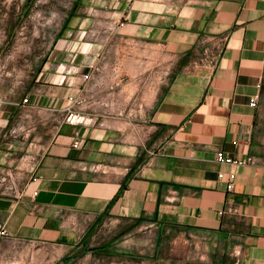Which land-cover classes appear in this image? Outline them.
<instances>
[{
    "label": "crops",
    "instance_id": "0c3cea01",
    "mask_svg": "<svg viewBox=\"0 0 264 264\" xmlns=\"http://www.w3.org/2000/svg\"><path fill=\"white\" fill-rule=\"evenodd\" d=\"M55 35L40 55L0 53V65L34 68L0 78V176L27 184L21 198L0 193V264H264V0H76ZM150 47L211 52L193 100L133 91ZM92 63L118 65L125 114L65 123ZM219 150L257 164L220 163Z\"/></svg>",
    "mask_w": 264,
    "mask_h": 264
},
{
    "label": "rangeland",
    "instance_id": "374dc122",
    "mask_svg": "<svg viewBox=\"0 0 264 264\" xmlns=\"http://www.w3.org/2000/svg\"><path fill=\"white\" fill-rule=\"evenodd\" d=\"M75 3L76 0H0V53L4 58L13 54L26 59L29 55H40L44 48L53 43L57 29H60L61 24L68 19ZM142 52L146 51L137 48L133 54L136 53L139 56ZM211 56L210 51L205 52L204 50L193 52L188 56L173 55L167 52L163 55L162 52H157L150 47L147 58L138 57L142 59L143 71L147 69L144 73L147 78L144 81L147 83L141 84L136 81L133 91L140 95L142 85L147 86L150 103L156 101V95L159 100L174 98L191 101L192 96L197 95L199 92L197 89L202 84L198 76L202 74L204 65L211 62ZM3 64L0 65V78L11 80L14 84L27 79L34 69L28 67L26 62H20L17 66L7 65L4 62ZM139 68L133 67L134 76H137L136 70ZM134 102L135 98L131 103ZM262 106L264 111V90ZM134 117L139 124L147 126L149 117H142L139 113ZM147 129V127H139L137 129L138 138L135 141L145 143V139H149L151 134H147ZM173 239L172 237L167 238L166 246L169 250L174 246Z\"/></svg>",
    "mask_w": 264,
    "mask_h": 264
},
{
    "label": "built area",
    "instance_id": "2783aa9c",
    "mask_svg": "<svg viewBox=\"0 0 264 264\" xmlns=\"http://www.w3.org/2000/svg\"><path fill=\"white\" fill-rule=\"evenodd\" d=\"M88 39L98 38L93 31L86 34ZM107 63V61L105 62ZM68 74L72 73V69L66 70ZM66 72V73H67ZM120 69L117 64L112 65L92 63L89 71L84 74L81 85H84L85 92L77 97H69V104L62 112V121L71 125L85 126H104L105 118L108 116L122 117L125 114L126 99L122 97L116 99L114 88L120 78ZM104 92H107L104 94ZM97 96H101L97 99ZM123 99V100H122ZM24 103L30 102L29 98H24ZM252 107L258 106V101L251 102ZM144 128V126H141ZM24 126L18 125L13 132H24ZM150 130L147 129V134ZM78 146V143L76 144ZM24 159L27 163L33 164V170L36 171L39 161L32 155H25ZM217 161L224 164L246 166L256 165L257 161L254 156H248L243 159H236L222 150L217 152ZM235 174L230 175V183L228 189L231 191L234 187ZM27 184L22 174L2 175L0 176V193L10 195L15 198H21L24 194ZM38 192H35L36 196ZM9 236L5 225L0 223V237Z\"/></svg>",
    "mask_w": 264,
    "mask_h": 264
},
{
    "label": "bare ground",
    "instance_id": "6f19581e",
    "mask_svg": "<svg viewBox=\"0 0 264 264\" xmlns=\"http://www.w3.org/2000/svg\"><path fill=\"white\" fill-rule=\"evenodd\" d=\"M116 124H117V126H120V125H121V122H120V121H117ZM118 124H120V125H118ZM120 127H121V126H120Z\"/></svg>",
    "mask_w": 264,
    "mask_h": 264
}]
</instances>
